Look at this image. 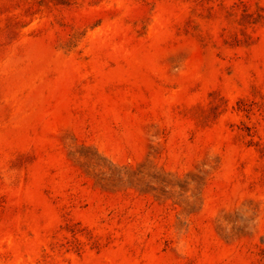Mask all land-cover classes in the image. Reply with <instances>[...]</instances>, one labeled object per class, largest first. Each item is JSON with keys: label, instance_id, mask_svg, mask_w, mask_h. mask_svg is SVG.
Listing matches in <instances>:
<instances>
[{"label": "rangeland", "instance_id": "1", "mask_svg": "<svg viewBox=\"0 0 264 264\" xmlns=\"http://www.w3.org/2000/svg\"><path fill=\"white\" fill-rule=\"evenodd\" d=\"M0 264H264V0H0Z\"/></svg>", "mask_w": 264, "mask_h": 264}]
</instances>
